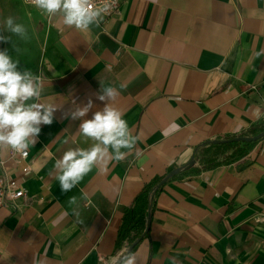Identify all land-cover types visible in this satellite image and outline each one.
Returning <instances> with one entry per match:
<instances>
[{
    "label": "crops",
    "instance_id": "obj_1",
    "mask_svg": "<svg viewBox=\"0 0 264 264\" xmlns=\"http://www.w3.org/2000/svg\"><path fill=\"white\" fill-rule=\"evenodd\" d=\"M8 16L27 39L3 28ZM0 34L12 37L0 50L39 77L36 102L56 108L25 158L0 148V175L26 193L0 206V264H108L127 248L118 229L144 185L192 158L156 195L134 264H264V137L215 166L195 160L206 141L264 128V0H122L88 32L0 0ZM121 84L111 103L135 148L62 192L55 161L94 143L79 125L107 102L102 85ZM89 98L86 117L65 118Z\"/></svg>",
    "mask_w": 264,
    "mask_h": 264
},
{
    "label": "clouds",
    "instance_id": "obj_2",
    "mask_svg": "<svg viewBox=\"0 0 264 264\" xmlns=\"http://www.w3.org/2000/svg\"><path fill=\"white\" fill-rule=\"evenodd\" d=\"M30 3L46 17L59 16L63 26L79 32H88L90 25H98L112 6L107 0L100 6L92 4L91 0H30ZM3 28L22 40L28 38L24 24L11 16L5 18ZM11 38L0 34V42H9ZM18 66L19 60L13 59L7 49L0 50V148L26 155L28 148L36 144L41 125L50 126L54 122L56 108L51 103L36 102L43 91L39 77L30 70H19ZM126 88V84L119 85V88L102 85L96 99L107 102L91 118L82 119L79 125L80 134L94 143L88 149L69 148L55 161L57 175L54 178L59 181L62 192L76 186L94 165L100 164L106 169L112 161L123 162L127 155L121 149L131 151L135 148L138 137L131 133L123 113L111 103ZM92 104L89 98L83 106L70 110L65 118L86 117ZM171 127L179 128L175 123ZM75 200L72 197L69 203ZM135 260L136 254L125 248L111 257L108 264H134Z\"/></svg>",
    "mask_w": 264,
    "mask_h": 264
},
{
    "label": "trees",
    "instance_id": "obj_3",
    "mask_svg": "<svg viewBox=\"0 0 264 264\" xmlns=\"http://www.w3.org/2000/svg\"><path fill=\"white\" fill-rule=\"evenodd\" d=\"M264 128L260 126L258 129L254 128L250 131V134L246 135H255L262 131ZM236 137L234 136H227L223 138V140L226 139H232ZM256 142V141H255ZM252 143H242V142H222V143H210L204 145V154L199 156H195V160L200 161L204 167H211L217 165L221 161H229L230 157H232L235 154H238V152H241L239 154H242V150L245 146H248ZM234 148V153L228 154V150ZM158 177L153 181L147 182L140 193L135 197L132 206L128 209H126L123 212L122 216V222L118 229V234L116 237V246L120 247L123 243L127 245L128 251H132L138 243L141 241L139 238L144 233L146 224H147V215L150 207V217L152 214V211L154 209V202L156 195L160 192L162 189V186H158L159 182L164 178ZM134 242H137L134 247L129 250V247Z\"/></svg>",
    "mask_w": 264,
    "mask_h": 264
},
{
    "label": "built area",
    "instance_id": "obj_4",
    "mask_svg": "<svg viewBox=\"0 0 264 264\" xmlns=\"http://www.w3.org/2000/svg\"><path fill=\"white\" fill-rule=\"evenodd\" d=\"M26 4L33 6L30 3V0H23ZM92 4L100 6L105 3V0H91ZM112 6L110 10L104 14L105 16H110L119 11L120 4L122 0H107ZM17 152L12 151V157L15 156ZM20 158H25L27 154L18 153ZM3 163L0 161V165ZM26 193L23 188H21L15 180L6 178L3 175H0V206L5 202L15 204L18 200L25 199Z\"/></svg>",
    "mask_w": 264,
    "mask_h": 264
},
{
    "label": "water",
    "instance_id": "obj_5",
    "mask_svg": "<svg viewBox=\"0 0 264 264\" xmlns=\"http://www.w3.org/2000/svg\"><path fill=\"white\" fill-rule=\"evenodd\" d=\"M264 137V129L262 131H260L259 133L255 134V135H246V136H236L232 139H226V140H210V141H206L204 142V144H209V143H222V142H229V141H233V142H242V143H252L255 141L260 140L261 138ZM194 163V158L190 159L185 165H183L182 167H178L175 168L173 170H171L158 184V186H162L167 180H169L171 177L177 175L182 169L187 168L188 166H190L191 164ZM150 226V207H149V211H148V215H147V224H146V228L144 233L141 235V237L139 238V240H141L145 234L148 232ZM137 242H134L133 244H131V246L129 247V250H131L134 245Z\"/></svg>",
    "mask_w": 264,
    "mask_h": 264
}]
</instances>
